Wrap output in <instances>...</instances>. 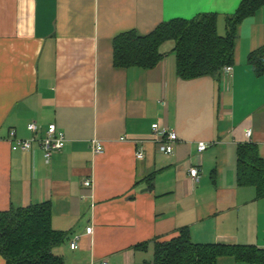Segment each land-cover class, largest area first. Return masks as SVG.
Segmentation results:
<instances>
[{
	"label": "crops",
	"instance_id": "crops-1",
	"mask_svg": "<svg viewBox=\"0 0 264 264\" xmlns=\"http://www.w3.org/2000/svg\"><path fill=\"white\" fill-rule=\"evenodd\" d=\"M240 2L0 0V212L50 203L52 228L67 236L54 250L64 264H152L154 244L182 230L194 245L264 250V197L236 178L240 145L264 160V75L247 62L264 46V6L237 28L229 77L180 79L167 43L152 69L112 61L118 35L145 36L175 19L215 14L224 36ZM154 123L176 133L171 155L151 141ZM50 124L66 141L48 162L36 143L12 150L11 131L42 138ZM217 264L247 263L225 256Z\"/></svg>",
	"mask_w": 264,
	"mask_h": 264
},
{
	"label": "trees",
	"instance_id": "trees-1",
	"mask_svg": "<svg viewBox=\"0 0 264 264\" xmlns=\"http://www.w3.org/2000/svg\"><path fill=\"white\" fill-rule=\"evenodd\" d=\"M262 6L264 0H241L225 19L224 36L217 34V16L209 13L164 22L145 36L134 31L120 34L112 44L113 66L152 69L163 59L160 47L171 42L180 79L218 77L225 66L233 64L238 26ZM247 62L255 76H263L264 46L252 52ZM236 178L239 186L253 187L258 197H264V160L256 146L244 144L237 148ZM51 218L48 202L0 212V257L4 264H64L54 250L64 244L67 236L52 228ZM225 256L241 263L264 264V250L194 245L187 230L169 242L155 243L152 264H217Z\"/></svg>",
	"mask_w": 264,
	"mask_h": 264
},
{
	"label": "built area",
	"instance_id": "built-area-1",
	"mask_svg": "<svg viewBox=\"0 0 264 264\" xmlns=\"http://www.w3.org/2000/svg\"><path fill=\"white\" fill-rule=\"evenodd\" d=\"M222 77H229L232 73V66H225L221 70ZM27 130L31 132L33 135H37L39 132V127L35 123H30L27 125ZM245 135L247 138L251 136V130H246ZM11 143L12 150H20V151H31L33 144H38L39 148L42 150L45 161L48 162L52 154L56 151H60L64 148L66 137L64 133L57 129L55 124H50L47 126L45 130V135L42 138L32 137L28 140H19L15 138V133L11 131ZM151 141L156 145L157 151L163 155H171L173 153L174 144L177 141V135L174 131L168 130L166 128H161L158 123H154L151 125ZM92 148L94 154H99L102 152L103 148L98 141H93ZM207 148L205 143H198L197 145V156L199 157L202 152H204ZM137 159H142L143 154L141 152L136 153ZM188 174L191 179L194 181L198 180V168L192 167L188 170ZM91 185L90 180H85L83 182L84 187H89ZM92 228H86V234H91ZM77 240L78 236H75L69 248L74 250L77 248ZM99 264H107L106 261H102Z\"/></svg>",
	"mask_w": 264,
	"mask_h": 264
},
{
	"label": "rangeland",
	"instance_id": "rangeland-1",
	"mask_svg": "<svg viewBox=\"0 0 264 264\" xmlns=\"http://www.w3.org/2000/svg\"><path fill=\"white\" fill-rule=\"evenodd\" d=\"M170 45H173L171 42H167V44L164 47H169ZM164 50L166 51V48H164Z\"/></svg>",
	"mask_w": 264,
	"mask_h": 264
}]
</instances>
